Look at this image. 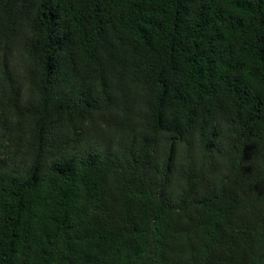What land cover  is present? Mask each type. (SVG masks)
Segmentation results:
<instances>
[{
	"label": "trees",
	"instance_id": "1",
	"mask_svg": "<svg viewBox=\"0 0 264 264\" xmlns=\"http://www.w3.org/2000/svg\"><path fill=\"white\" fill-rule=\"evenodd\" d=\"M0 264H264V0H0Z\"/></svg>",
	"mask_w": 264,
	"mask_h": 264
}]
</instances>
